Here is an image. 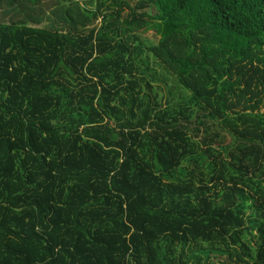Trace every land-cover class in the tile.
Masks as SVG:
<instances>
[{
  "label": "trees",
  "instance_id": "trees-1",
  "mask_svg": "<svg viewBox=\"0 0 264 264\" xmlns=\"http://www.w3.org/2000/svg\"><path fill=\"white\" fill-rule=\"evenodd\" d=\"M0 264H264V0H0Z\"/></svg>",
  "mask_w": 264,
  "mask_h": 264
},
{
  "label": "rangeland",
  "instance_id": "rangeland-1",
  "mask_svg": "<svg viewBox=\"0 0 264 264\" xmlns=\"http://www.w3.org/2000/svg\"><path fill=\"white\" fill-rule=\"evenodd\" d=\"M131 2L133 3V5L137 2V0H131ZM125 10V13L127 12V9L124 8ZM48 14H50L52 16V14L48 11ZM45 24H47V21L45 22ZM100 24V20L97 22V25ZM44 26V25H43ZM96 26V25H95ZM143 38H145L148 42H150L151 44H157L158 41H159V38L156 36L155 32H150V33H147V34H144L143 35ZM156 70L159 72V73H162L163 69L161 67H157ZM164 76V77H167V78H171L170 76H168L167 74L165 75H161V77ZM159 78V77H158ZM168 83L170 84V86H172V78H171V81L170 79H167ZM155 90H159L155 87ZM164 94L166 95V93L161 92L159 93V95H163ZM252 243L254 245H257V241H258V238L256 236L252 237ZM253 262V261H252Z\"/></svg>",
  "mask_w": 264,
  "mask_h": 264
}]
</instances>
